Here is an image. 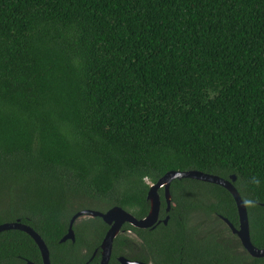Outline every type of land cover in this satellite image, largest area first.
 Returning a JSON list of instances; mask_svg holds the SVG:
<instances>
[{
  "label": "trees",
  "instance_id": "16d2710c",
  "mask_svg": "<svg viewBox=\"0 0 264 264\" xmlns=\"http://www.w3.org/2000/svg\"><path fill=\"white\" fill-rule=\"evenodd\" d=\"M169 170L233 174L264 247V0H0V223L31 227L50 264H97L106 225L80 216L59 242L70 216L140 218ZM169 192L166 223H124L107 264H264L221 219L237 224L223 187ZM25 261L41 264L33 240L0 231V264Z\"/></svg>",
  "mask_w": 264,
  "mask_h": 264
},
{
  "label": "water",
  "instance_id": "95a60500",
  "mask_svg": "<svg viewBox=\"0 0 264 264\" xmlns=\"http://www.w3.org/2000/svg\"><path fill=\"white\" fill-rule=\"evenodd\" d=\"M181 178H189L213 183L223 187L226 191H228L234 201L237 214V226L233 227L231 223H229L225 218L221 219L230 229L231 233L236 236L241 248L248 255L255 258L264 257V247H255L250 241L246 209L243 201L239 197L238 192L232 184L235 176L230 174L227 178H222L214 174H208L197 170H169L163 173L155 182L150 183L145 193V200L147 202L148 209L146 214L140 218L134 217L130 212L118 206L109 207L104 211H98L89 208L75 211L68 220L65 233L59 238L58 241H74L72 225L76 218L80 216L99 217V219L107 226V228L98 245L99 260L97 264H107L111 253L112 240L119 232L122 224L127 223L132 227L145 229L152 228L159 222L162 224L166 223L168 219L167 215H165L163 218L158 217L160 209L158 190L161 189L162 200L164 204L163 210L165 213H167L170 206L173 204L171 202L169 184L173 179ZM9 229H16L26 233L33 240L38 249L41 264H50L47 247L45 246L41 237L31 227L19 222L18 220L0 223V231ZM116 260L119 262V264H147L142 261L127 259L121 255L117 256ZM22 264L34 263L25 261Z\"/></svg>",
  "mask_w": 264,
  "mask_h": 264
},
{
  "label": "flooded vegetation",
  "instance_id": "af4514ba",
  "mask_svg": "<svg viewBox=\"0 0 264 264\" xmlns=\"http://www.w3.org/2000/svg\"><path fill=\"white\" fill-rule=\"evenodd\" d=\"M163 207H164V204H163ZM158 217H159V214H158ZM159 218H161V217H159ZM222 218V217H221ZM76 220H77V218H76ZM75 220V221H76ZM123 225V224H122ZM121 225V226H122ZM226 225V224H225ZM227 226V225H226ZM236 226H237V224H236ZM235 226V227H236ZM234 227V226H233ZM106 228H107V226H106ZM229 229V228H228ZM106 230V229H105ZM105 230H104V232H105ZM230 230V229H229ZM119 231H122V228L120 227V230ZM231 232V231H230ZM104 234V233H103ZM233 234V233H232ZM131 237L133 238V239H139L134 233H132V235H131ZM236 237V236H235ZM102 238V237H101ZM200 239H209V238H206L205 236H202ZM215 239H226V237H221V236H216L215 237ZM237 239V238H236ZM98 254H99V252H98Z\"/></svg>",
  "mask_w": 264,
  "mask_h": 264
},
{
  "label": "rangeland",
  "instance_id": "374dc122",
  "mask_svg": "<svg viewBox=\"0 0 264 264\" xmlns=\"http://www.w3.org/2000/svg\"><path fill=\"white\" fill-rule=\"evenodd\" d=\"M89 207H93V208H96V209H102L103 207V204H101V202H96V201H90L86 204H89ZM197 217V215H194L193 218Z\"/></svg>",
  "mask_w": 264,
  "mask_h": 264
}]
</instances>
